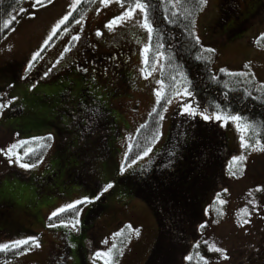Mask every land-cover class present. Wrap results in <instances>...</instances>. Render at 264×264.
I'll list each match as a JSON object with an SVG mask.
<instances>
[{
	"label": "rangeland",
	"instance_id": "374dc122",
	"mask_svg": "<svg viewBox=\"0 0 264 264\" xmlns=\"http://www.w3.org/2000/svg\"><path fill=\"white\" fill-rule=\"evenodd\" d=\"M218 1L209 0L195 21V31L201 42L216 51L213 69L248 71L253 84H263L264 51L254 50L248 37L264 35V10L249 16L258 1L251 10L245 9L239 20L248 17L252 25L244 31L247 34L244 40L234 42L228 35L235 21L233 18L223 27L214 26ZM73 2L56 0L54 6L47 10H37L29 7L30 0H19L10 13L17 16L13 25L15 31H8L0 39V96L17 98L13 107L0 117V148H6L17 140H31L49 134L53 137L48 141L50 146L38 158L42 163L30 171L10 165L0 156V244L35 236L42 245L26 255L2 251L0 264H68V261L60 262L62 258L57 254L64 237L73 240L77 247L76 255L71 257L73 264H103V260L94 254L107 251L113 243L117 245L113 255L118 264H144L157 236V217L151 204L130 193L133 170L120 174L123 157L129 151L128 145L132 144L141 123L156 105L155 90L160 87L157 81L161 80L162 56L154 64L155 56L152 61L148 55L151 64L145 66L143 63L141 49L148 44V34L136 24V18L115 30H106L103 25L123 11L116 0L107 8L99 5V0H92L89 4V0H81L73 12L75 19L84 18L81 25H76L68 35L64 34L62 27L41 53L43 59L37 62L29 78H22L27 75L25 65L31 55L43 47L51 29L72 10ZM238 2L247 5V0ZM20 7L26 12H14ZM137 18H141L139 12ZM64 27L72 28V18ZM97 30L103 32L101 37L95 35ZM77 32L80 41L75 43L71 52H64L60 64L52 68L47 78H43L42 73L60 58L71 35ZM93 61L96 62L95 73ZM245 64L247 68H244ZM83 67H88L86 73L80 71ZM105 68L108 69L106 75L102 74ZM121 71L127 73L121 75ZM149 71L152 75L145 79ZM37 81V87L33 89L32 83ZM260 97L264 99V95ZM200 106L203 108L202 104ZM18 108L22 110L15 112ZM167 108L160 127L162 135L150 145L153 148L150 156L138 161L137 166L148 161L167 140L178 113V104L174 100ZM187 121L185 119L183 125ZM202 122L207 123L211 131L219 123ZM217 128L227 147V162L225 166L218 165L217 170H212L213 177L217 173L219 190L217 188L210 194L212 197L203 216V223L208 226L198 236L200 244L207 240V247L214 244L225 248L230 259L223 260L219 254L211 252L203 256L209 264H264V253L254 255L252 250L260 232L262 242L258 247L264 252V152L241 149L239 136L242 133L231 122L227 127ZM208 144V153L201 144L191 156L193 169L183 198H197L199 193L193 189L195 182L205 177L214 154L221 147V142L211 134ZM28 146L34 148V144ZM242 153L247 160L229 168L232 157ZM36 160L25 158V162ZM232 171L236 172L235 177L231 175ZM108 183H113L114 187L94 201L104 205L96 216L86 221L89 208L94 203L82 206L78 232L48 226L71 219V215L63 213L50 220L52 212L85 196L94 197ZM217 194L226 203L220 204ZM189 206V210L194 207L191 200ZM245 209L253 214L251 223L241 228L247 218ZM188 212L177 213L178 218ZM128 225L138 230L139 236L130 231ZM121 230L122 235H113ZM199 239L196 240L199 242ZM120 250H123L122 256L119 255ZM186 255H192L193 260H186ZM172 264L204 262L187 246Z\"/></svg>",
	"mask_w": 264,
	"mask_h": 264
},
{
	"label": "trees",
	"instance_id": "16d2710c",
	"mask_svg": "<svg viewBox=\"0 0 264 264\" xmlns=\"http://www.w3.org/2000/svg\"><path fill=\"white\" fill-rule=\"evenodd\" d=\"M18 1L0 0V39L8 32L2 30L3 22L10 15ZM91 1L89 0L87 4ZM257 1L258 3L249 16L263 12L264 0H247V5L239 4L238 0H219L216 7L217 14L214 17V26L223 27L230 18L231 20L233 18L235 21L230 26L229 39L234 42L244 40L247 37L244 31L247 28L250 29L252 24L249 22L248 17L239 20V16L245 12V9L251 10V7ZM128 2L134 3V0H128ZM141 2L149 5V16L154 24L151 41L152 50L148 55L153 61L157 52H163L164 54L161 68V80L164 82L163 93L170 96L175 89L176 84L172 79L173 76L181 81L179 87L185 86L184 82L190 80L191 90L195 91L196 100L199 101V104H202L203 108L208 107L209 112H211L215 110L214 105L220 103L225 110L230 108L231 114L240 113L246 117L245 122H251L250 131L246 133V138L250 142L260 139L264 143V99L260 97L264 95V89L258 92L256 90L258 85L247 83L249 77L230 76L215 71L212 62L216 57V51L214 54L204 51L203 49L209 48V46H205L202 42L203 47L196 45L195 41L188 35L189 32L197 35L195 21L201 12L197 6V0H179V3H177V0H141ZM186 11L192 13L187 19H185ZM165 16H167V19H165ZM169 20L175 22L169 23ZM185 28H187V32L184 30ZM248 39L255 50L264 51V35L260 38L259 36L252 38L250 36ZM161 44L163 47H160ZM205 57H211V62L208 63L203 59ZM148 63L151 64V62ZM244 68L247 67L244 66ZM228 72L239 73L240 71ZM247 73L250 72L247 71ZM181 74L185 75L182 77ZM211 76H215L217 79H211ZM245 90L251 91L252 96H246ZM225 91L229 93L227 104L223 99ZM253 97H257V99L254 100ZM163 106L164 100L162 99L160 104L157 105L156 103L154 108L161 111ZM19 110L22 109L18 108L15 112ZM149 113H152V110ZM158 119L155 114H149L144 123H141L145 127L140 126L137 130L138 132L131 144V151H128L130 158L134 157L136 153H141L143 149L151 147L156 142L154 140L156 135L155 121ZM185 119H188V121L186 125H183ZM161 123L162 121L160 127ZM220 133L217 126L211 131L208 124L202 122L199 117L193 121L186 115L181 116L176 113L167 140L148 161L136 166L132 171L133 179L130 193L147 200L157 217V236L144 264H172L177 255L185 252L187 246L192 249L197 258H200V255L211 254L206 250L207 246L201 244L200 248L197 249L195 245L201 241L198 236L200 233L198 228L204 222V212L208 209L209 198L212 197L210 194L214 193L213 191L219 185L217 173L216 177H213L212 170L214 168L217 170L218 165L225 166L227 162L228 151ZM209 134L215 140L221 142V147L214 154L205 177L195 182L196 186L193 189H196L199 193L197 198H183L184 189L187 188L190 172L193 169V164L190 161L191 156L197 150V145L201 144L204 145L205 151L208 153ZM29 141L30 144H34L37 152L35 156L26 159L34 161L45 153L48 147H42V145L48 144V140ZM174 149H177L179 158L175 159V163L171 168H160L159 165L168 159V154ZM145 172H147V175H144ZM189 200L194 204L192 210H189ZM102 206L104 205L94 203L89 208L86 221L96 216ZM183 210L189 212L179 219L177 213H181ZM64 214L71 215V213ZM196 239H199V242ZM261 242L259 232L252 249L254 255L264 253L258 247Z\"/></svg>",
	"mask_w": 264,
	"mask_h": 264
},
{
	"label": "snow or ice",
	"instance_id": "6c2138e0",
	"mask_svg": "<svg viewBox=\"0 0 264 264\" xmlns=\"http://www.w3.org/2000/svg\"><path fill=\"white\" fill-rule=\"evenodd\" d=\"M56 0H30L29 7L30 8H36L37 10L39 9H44L47 10L49 6H54ZM113 0H99V5H102L104 8H107ZM209 0H197V6L200 8V10H203V7L208 5ZM81 3V0H74V2L71 4V11H68L66 15H64L56 24L55 26L51 29L50 34L48 35L47 39L43 42V47H41L39 50L34 52L28 62L25 65V72L27 75H24L22 78L23 79H28L29 75L31 72L34 70L37 62L43 57L41 56V53L44 51L45 48H47L48 44L50 41L53 40L55 36L61 31L63 27V32L65 35H68L70 32H72L73 28H75L76 25H81L83 21V17L80 19H75L73 17V12L76 11L77 5ZM116 3L119 4V6L123 9V11L117 15L114 16L112 19H110L106 24L103 25L104 29L106 30H115L117 27H120L128 22L133 21L134 18H136V24L141 27L143 30H145L148 34V44H146L142 49V53L144 56L143 63L145 66L148 65V54L152 50V35L154 31V24L152 22V19L149 16V5L147 3H142L141 0H134V3L128 2V0H116ZM177 3H179V0H177ZM18 11L20 13L26 12V9L23 7H20L19 9H14V12ZM137 12L141 14V18H137ZM35 15V14H33ZM175 15V13H173ZM192 15L190 11H186L185 19L189 18ZM72 18V28L69 27H64ZM165 19H167V16H165ZM17 22V16L16 15H10V17L3 22L2 25V30L3 31H15V28L13 25ZM169 23H174L175 21L169 20ZM194 23V21H192ZM187 32V28L184 29ZM82 31V28L80 29ZM95 35L97 37H101L103 35V32L100 30H97L95 32ZM188 35L191 37L192 40L195 41L196 45H201L200 37L198 35H194L191 32L188 33ZM80 41V35L77 32L76 34L71 35L70 40L68 43L65 45V47L62 49L60 58L55 61V63L46 69L42 73L43 78H47L50 73L52 72V68L56 67V65L60 64V60L63 59V53L64 52H71L72 49L75 47V43ZM95 48V45L92 46ZM160 47H163L161 44ZM201 47H203L201 45ZM204 51L208 53H215V49L213 48H206L203 49ZM78 51V50H77ZM163 52H157L156 53V60L154 61L155 63L159 62V57L163 56ZM113 60H115V57H112ZM200 59V57H198ZM205 59L208 63L211 62V57H205ZM95 61L92 62V67H93V72H96V67H95ZM118 67V65H113ZM245 67H248L245 65ZM154 68V66H153ZM81 72H87L88 67H83L80 69ZM108 69L105 68L102 70V74L106 75ZM143 72L144 69H141ZM221 73H226L227 75L230 76H243V77H248L249 73L247 72H239V73H231L228 72L226 69L221 68L219 70ZM152 72H147V75L145 76V79L148 78V76H151ZM182 77L185 74H181ZM254 75V74H253ZM173 81H175L176 87L175 89L171 92L170 96H166L163 91V80H158L157 84L160 85V87H157L155 90V95L157 97V105L160 104V101L163 99L164 100V106L161 111H157V108L152 109V113L150 115L155 114L159 119L155 121L156 124V135L154 137V140H159L160 136L162 133L159 132V127H160V122L165 119L164 113L167 112L168 105H171L174 100L178 104V114L181 116H187L189 119L195 121L197 117H199L202 121L205 122H212L216 123L218 127H227L229 123L231 122L232 124L235 125L236 129L241 132L242 134L239 136L240 139V147L241 149H248L249 151H260L264 152V143L261 142L260 139H256L255 142H250L249 139H246V136L244 133H248L250 131V123L251 122H245L246 117L242 116L240 113H235L231 114L230 108L225 110L224 108L221 107L220 103H216L214 105L215 110L209 112L208 107L201 108L199 101L196 100V93L194 90H191V81L186 80L185 86L181 89L179 87L181 81L177 80L175 76L172 77ZM211 79H217L215 76H211ZM37 82L32 83V88L35 89L37 87ZM247 83L252 84L253 80L249 79ZM264 89V84L258 85L257 91H261ZM246 91V96H252L251 91ZM228 91H225L223 93V99L225 103H228ZM16 97H11V98H5L0 96V117L4 115V112L6 110H10L14 103ZM253 99H257V97H253ZM141 127H145V125H141ZM19 134L17 133V136ZM53 137L51 134H49L47 137H33L31 138L32 141H41V140H52ZM30 144L29 140H17L16 142L11 143L8 145L6 148H0V156H3L6 160V162L10 165H15L20 169H23L25 171H30L32 169H35L39 166L40 163H42V159H37L36 162H25V158H31L36 155L37 149L29 147L28 145ZM50 145L48 144H43L42 147H49ZM129 152L131 151L132 145H128ZM153 148L152 147H147L146 149H143L141 153H136L134 157L130 158L129 153H126L125 156L123 157V163L121 164L120 167V174L123 175L126 172H129L131 170H134L135 167L137 166L138 161L144 160V158L149 157L150 153H152ZM179 158L177 155V149H174L168 154V159L161 163L159 165L160 168L162 169H167L171 168L172 165L175 163V159ZM247 160V156L244 155L243 153L241 155L233 156L232 157V162L229 164V168H232L233 165L237 162H244ZM144 175H147V172L144 173ZM231 175L233 177L236 176V172L232 171ZM114 187L113 183H108L106 184L102 190L95 195L94 197H83L81 199H77L74 202L68 203L62 207H59L56 211L52 212L51 217H49L50 220L53 218L59 217L60 214L63 213H71V219L68 221L61 220L58 224L57 223H50L48 226L50 228H55V227H64L68 228L74 232H78L80 230V225H81V220L80 216L83 212V207L85 205H90L94 203V201L99 200L101 196L104 195V193L108 192L110 189ZM261 190V189H258ZM226 192L227 189H224ZM217 200L219 201L220 204L226 203V201L219 199V194H217ZM246 213V219H244L243 223L240 225L241 228L244 226L248 225L251 223V216L253 213L248 212L247 209H245ZM219 223V221H216ZM206 223H201L199 225L198 230L203 232L204 229L207 228ZM130 231H135V234L139 236V231L132 229L131 225L127 226ZM122 231L116 232L113 235L114 236H120L122 235ZM105 244L108 243L107 240L104 241ZM202 243L207 246L208 241L204 240ZM201 246L200 243H197L195 245V248L199 249ZM42 247L39 239L35 236H29L27 238H17L14 240H11L10 242L0 244V252L2 251H13L14 253H19L20 255H26L28 252L32 251L33 249H38ZM73 247H75L73 245ZM117 245L115 243L112 244V247L109 248L107 251H96L95 252V257L98 259L103 260V264H118L117 258L113 255V249H116ZM206 250L208 252L214 253V254H219V256L223 260H229L230 257L227 253V250L222 247L215 246L214 244L210 247H206ZM119 255H123V250H120ZM185 259L188 261L193 260L192 255H186ZM200 260L204 262V264H209L208 260L203 256L200 255Z\"/></svg>",
	"mask_w": 264,
	"mask_h": 264
},
{
	"label": "flooded vegetation",
	"instance_id": "af4514ba",
	"mask_svg": "<svg viewBox=\"0 0 264 264\" xmlns=\"http://www.w3.org/2000/svg\"><path fill=\"white\" fill-rule=\"evenodd\" d=\"M126 73H127L126 71L120 72L121 75H124ZM95 104H96V102H95ZM73 245L75 246L73 240H71L69 237L63 238V243H61V246H60V248H58V251H57L58 257L62 258V261L60 260V262L68 261V264H73L71 261V257H73V255L75 254V251L77 249V247L76 246L73 247Z\"/></svg>",
	"mask_w": 264,
	"mask_h": 264
},
{
	"label": "crops",
	"instance_id": "0c3cea01",
	"mask_svg": "<svg viewBox=\"0 0 264 264\" xmlns=\"http://www.w3.org/2000/svg\"><path fill=\"white\" fill-rule=\"evenodd\" d=\"M264 49V48H263ZM254 50H255V48H254Z\"/></svg>",
	"mask_w": 264,
	"mask_h": 264
}]
</instances>
